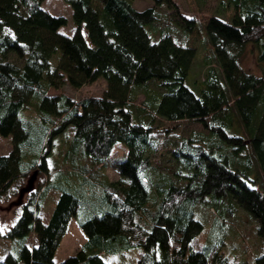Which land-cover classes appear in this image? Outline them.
<instances>
[{
  "label": "trees",
  "instance_id": "1",
  "mask_svg": "<svg viewBox=\"0 0 264 264\" xmlns=\"http://www.w3.org/2000/svg\"><path fill=\"white\" fill-rule=\"evenodd\" d=\"M41 1L0 0V134L12 135L11 149L0 154V199L18 177L32 171L40 177L4 233L19 238V254L8 252L0 264H107L102 251L131 246L142 249L137 264H229L222 242L203 240L194 206L207 202L209 208L222 203L229 213L237 204L264 239V70L257 74L239 64V50L250 43L264 65V0H219L225 16L210 14L204 22L219 70L210 64L197 92L186 83L196 46L178 43L166 30L174 23L190 35L197 21L174 0H154L143 9L132 0H65L75 24L71 34L58 30L67 18L50 13ZM161 5L170 11L161 13ZM57 51L58 74L69 84L79 87L102 77L104 92L79 99L49 93L56 85L50 58ZM11 52L21 64L8 57ZM149 81L160 90L147 92L139 105L145 115L136 119L130 108L135 88ZM25 108L35 110L32 119L22 116ZM234 110L246 137L230 131ZM155 115L194 119L213 137L207 146L183 137L172 150L185 169L173 171L182 183L147 174L157 163L148 152L159 144L151 137ZM144 116L150 120L142 121ZM118 142L127 151L114 153ZM54 153L85 177H96L110 206L79 223L87 240L59 263L54 253L80 200L63 190L48 220L40 216ZM255 163L258 180L251 173ZM109 167L118 174L114 180L107 177ZM31 232L34 244H28ZM255 264H264V249Z\"/></svg>",
  "mask_w": 264,
  "mask_h": 264
},
{
  "label": "rangeland",
  "instance_id": "2",
  "mask_svg": "<svg viewBox=\"0 0 264 264\" xmlns=\"http://www.w3.org/2000/svg\"><path fill=\"white\" fill-rule=\"evenodd\" d=\"M154 0H132L133 6L137 9H143L152 5ZM178 5L180 12L187 17H195L197 24L190 35L183 33L180 27L170 24L166 30L178 43H190L196 46V54L188 72L186 83L195 92L197 82L202 81L205 71L211 64L219 70V64L212 51V47L207 40L204 31V22L210 14H219L224 17L225 13H220L219 0H174ZM41 5L52 14H62L67 18L65 24L61 25L58 30L65 34H71L74 31L75 24L72 17V8L65 0H42ZM161 13H167L170 10L165 5L157 7ZM256 50L252 44L248 43L239 50V64L242 69L255 73H262L264 65L258 64ZM60 51L52 54L50 58L51 72L55 86H50L48 92H64L75 99L86 95H101L106 87L104 78L90 82H85L79 87H74L66 80L65 76L59 75L57 70L60 58ZM8 57L19 64L22 59L15 53L11 52ZM136 95L130 103L133 116L138 119L141 113L139 105L142 100L148 97L147 92L159 91L160 87L155 81L147 82L146 86L136 87ZM234 109V108H233ZM147 110L150 111L149 108ZM35 110L23 109L22 116L33 118ZM148 116H144L142 121H149ZM37 125V122L34 123ZM153 131L151 137L158 141L157 150L149 152L151 159L157 163L147 169V174L154 180L172 179L175 182L182 183L183 179L174 175L173 171H185L184 166L173 156L172 150L176 148L180 139L183 137L190 138L192 142L204 146L213 143L209 131L202 124L194 119L168 120L161 116L155 115L153 119ZM230 131L239 132L246 137V132L234 110L233 125ZM117 144V145H116ZM113 149L114 153H123L127 151L124 143H116ZM12 146V135L0 134V154L9 152ZM56 151V150H55ZM30 155V154H29ZM24 158L28 162L31 157ZM253 157V156H252ZM254 162L255 159H254ZM50 164L52 172L49 176L50 188L45 190L44 200L39 209V214L44 221L48 220L55 206L57 198L61 191L67 190L75 194L80 200L77 213L69 222L67 231L62 237L59 246L54 253V261L59 263L67 256L74 254L76 250L84 245L87 236L80 227L79 223L88 219L95 214H101L110 208L105 201L104 189L95 181L96 177H85L83 173L70 163L66 165L62 158L54 153L51 156ZM108 179H116L117 172L113 168L106 169ZM252 175L258 180V165L254 164L251 170ZM85 177V179H84ZM39 175L32 171L26 177H18L12 183L8 193L0 199V258L8 252L18 256L21 242L18 237H8L4 233L15 223L21 210V204L27 199L28 193L38 184ZM155 187V186H154ZM154 192V197H155ZM210 202L196 204L194 206L195 217L202 221L204 225L205 244H216L222 242V252L229 259V264H255V257L264 249V239L256 233V222L251 218L249 213L239 207L233 206V212L229 213L228 207L222 203H217V208H212ZM28 244L36 242L35 233L31 232L28 237ZM142 249L139 246H131L120 249L115 252L102 251L101 257L107 264H137ZM17 264H24L18 261Z\"/></svg>",
  "mask_w": 264,
  "mask_h": 264
}]
</instances>
